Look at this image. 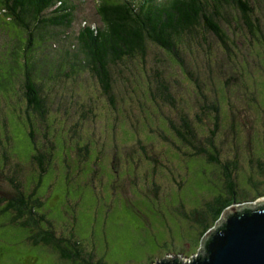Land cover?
<instances>
[{"label": "rangeland", "instance_id": "1", "mask_svg": "<svg viewBox=\"0 0 264 264\" xmlns=\"http://www.w3.org/2000/svg\"><path fill=\"white\" fill-rule=\"evenodd\" d=\"M97 2L71 0L74 22L39 30L35 26L33 44L3 14L0 3V162L5 150L14 158L0 176V205L11 195V176L21 159L24 174L17 179L30 185L39 175L38 163L27 160L34 151L28 132L31 114L38 144L45 151L55 147L54 167L38 189L44 196L50 188L45 202L58 233L74 235L86 252L106 264H159L175 257L192 262L201 239L215 228L203 237V226L194 219L207 212L217 183L223 188L224 168L188 155L191 149L172 123L180 126L183 116L197 121L201 104L219 102L214 140L223 164L237 162L240 186L245 180H264L258 161L262 153L264 164V0L253 3V29L235 9L219 19L226 44L210 32L186 33L180 46L186 67L152 41L145 56L113 64L115 104L90 67L72 68L77 56L84 55L78 38L82 27L104 25ZM25 54L34 57L40 74L46 117L27 105L26 67L20 59ZM162 82L172 100L161 92ZM203 119L201 126L194 123L207 147L216 126L214 118ZM246 188L252 196L238 205L256 203L252 197L264 192V185ZM184 212L195 213L194 219ZM10 217L0 215V264H72L49 256L55 254L50 248L47 254L30 245ZM208 222L213 223L209 216Z\"/></svg>", "mask_w": 264, "mask_h": 264}, {"label": "trees", "instance_id": "2", "mask_svg": "<svg viewBox=\"0 0 264 264\" xmlns=\"http://www.w3.org/2000/svg\"><path fill=\"white\" fill-rule=\"evenodd\" d=\"M71 0H0L3 5V14L9 19H12L15 24L21 27L28 34L29 44L35 41V26L39 27H63L69 26L74 22L75 7L70 3ZM257 0H98L97 11L103 21V26L94 28L92 24L85 25L79 32V40L82 43L83 58L77 56L73 62L72 68L74 71L84 70L90 67L101 82L103 92L106 97L116 103L114 93V77L113 64H117L123 59L132 58L138 54L145 56L148 51V41H152L156 45L167 51V54L174 57L186 67V62L182 56L181 43L186 41L185 34L197 29L210 32L219 38L223 44L227 42V35L222 23L219 21L230 14L231 9H235L240 15L239 18H244V21L249 28L255 20L254 2ZM59 2V3H58ZM51 11L55 16L43 17V13ZM258 19V17L256 18ZM243 20V19H242ZM259 20V19H258ZM253 29V28H252ZM36 46V45H35ZM23 65L26 67L25 76L26 93L28 106L33 112L46 117L48 109L46 108V100L42 96L41 88L38 85L40 74L36 73L34 57L25 54L20 57ZM31 61V64H30ZM31 67V68H30ZM190 76L193 73L189 72ZM189 76V77H190ZM161 92L165 97L172 100V94L168 93V86L163 82L160 86ZM205 99L207 96L202 94ZM202 114L198 115V120L195 121L187 116H183L180 126L172 123L177 136L191 149L188 155L194 158H207L212 163L221 165L223 170L224 185L219 188L217 183L216 189L218 192L214 194L211 201L208 202L207 212H201V216L195 217V213H186L187 216L196 222H200L203 226L201 232L204 234L217 226L221 218L232 206L241 202L246 195L251 198L252 194L248 192L247 186L254 187L256 190L259 186L264 185V180L251 183L249 180L242 182V186L236 180V171L238 170L237 162L224 163L219 155L217 142L214 140L216 131L220 126L221 108L219 102L211 101L201 104ZM32 115L27 116L30 123L28 132L31 135V141L34 146L31 159L36 161L39 166V175L34 183L29 185L28 182L21 181L18 178L23 173V159L15 165L17 171L11 176L12 184L10 185L11 195L5 200L3 198L0 205V215L10 214L9 222L15 224L19 233L32 246H38L45 251L50 250L55 253L49 256H55L61 262H72V264H106L102 258L97 259L94 253L86 252L85 246L74 235H66L58 233L55 221L48 216V209L45 198L47 194L42 196L38 187L43 183L44 176L47 175L53 166V152H55L54 144L50 145L47 151L44 150V144H38L36 137V127L32 122ZM203 116L214 118L215 129H212L213 142L209 146H204L200 141V132L197 126L204 123ZM195 121V123H194ZM8 140L10 137L7 138ZM78 142V141H77ZM80 145V143H78ZM83 146L87 149L88 143ZM263 152V151H262ZM259 163L264 176L263 159L260 158ZM12 155L5 150L3 161L0 162V176L5 172L6 163L12 160ZM199 160V159H197ZM24 166V165H23ZM114 177V176H113ZM246 184V185H245ZM211 189V188H210ZM213 189V188H212ZM207 190V189H206ZM179 194V193H178ZM51 195V194H50ZM180 195V194H179ZM264 192L252 198L258 199L264 197ZM182 197V195H180ZM185 205V202H182ZM185 209V208H184ZM213 220V223L208 222V216ZM191 220V219H190ZM59 221V220H58ZM205 239V238H203ZM201 239V244L203 243ZM48 254V252L46 251ZM200 256V253L197 257ZM97 259V260H96ZM181 263L183 262L180 258ZM174 260V259H173Z\"/></svg>", "mask_w": 264, "mask_h": 264}, {"label": "water", "instance_id": "3", "mask_svg": "<svg viewBox=\"0 0 264 264\" xmlns=\"http://www.w3.org/2000/svg\"><path fill=\"white\" fill-rule=\"evenodd\" d=\"M199 253L192 262L181 263L175 257L159 264H264V197L225 211Z\"/></svg>", "mask_w": 264, "mask_h": 264}]
</instances>
